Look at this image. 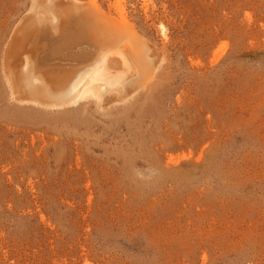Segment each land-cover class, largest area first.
I'll return each mask as SVG.
<instances>
[{"label":"rangeland","instance_id":"rangeland-1","mask_svg":"<svg viewBox=\"0 0 264 264\" xmlns=\"http://www.w3.org/2000/svg\"><path fill=\"white\" fill-rule=\"evenodd\" d=\"M36 1L120 5V93L10 100ZM0 264H264V0H0Z\"/></svg>","mask_w":264,"mask_h":264},{"label":"bare ground","instance_id":"bare-ground-1","mask_svg":"<svg viewBox=\"0 0 264 264\" xmlns=\"http://www.w3.org/2000/svg\"><path fill=\"white\" fill-rule=\"evenodd\" d=\"M65 6L59 9H62L63 19L69 21L71 10L78 5ZM86 7L92 11L85 14L89 18L82 21L83 25L77 24L74 29L61 33L60 23L53 22L57 13L49 4L39 1L31 4L29 33L14 52L23 57L12 63L14 67L9 65L12 61L7 67L4 61L1 63L2 78L12 102L40 109H59L91 98L99 103L103 88L121 92L123 76L109 71L108 59L114 53L124 57L119 45L126 39L131 41L128 38L131 27L120 5L118 19L105 15L94 3ZM161 32L165 33L163 27Z\"/></svg>","mask_w":264,"mask_h":264}]
</instances>
